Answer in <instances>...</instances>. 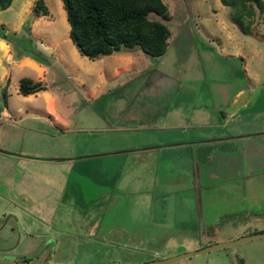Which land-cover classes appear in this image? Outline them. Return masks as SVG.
<instances>
[{
    "label": "rangeland",
    "instance_id": "rangeland-1",
    "mask_svg": "<svg viewBox=\"0 0 264 264\" xmlns=\"http://www.w3.org/2000/svg\"><path fill=\"white\" fill-rule=\"evenodd\" d=\"M162 1L170 15L165 53L153 58L135 49L132 60L125 62L129 70L117 73L112 70L125 64L116 58L122 51L95 59L76 51L61 0H44L48 15L38 18L30 11L33 0H11L0 7V40L5 43L0 46V264H140L264 231L260 209L250 212L260 218L257 222L223 212L225 204L234 201V186L241 179L214 183L201 193L195 188L198 218L188 209L179 218L196 233L182 234L147 226L145 219L155 211L148 194L141 201L143 194L115 190L112 200L85 205L76 197L72 172L62 177L46 173L53 166L68 170L70 161L39 160L53 152L76 155L142 145L153 136L176 132L156 129L152 124L158 120L183 126L193 119V108L216 105L207 94L216 85L211 79L234 71L219 54H250L239 27L230 20L232 9L219 0ZM263 17L244 18V23L264 32ZM187 27L191 38L184 42ZM42 54L50 63L39 79L44 90L20 95L18 80L35 79L36 71L17 61L27 56L46 62ZM218 65L225 69L217 71ZM46 106L52 113H44ZM195 114L200 119L198 110ZM128 160L124 164L129 165ZM79 180L90 198L101 190L108 193L92 178ZM169 198L171 203L173 196ZM174 211L170 205L171 215ZM152 231L156 241L151 238L135 250L126 242L130 236L150 237ZM168 264H264V236Z\"/></svg>",
    "mask_w": 264,
    "mask_h": 264
},
{
    "label": "crops",
    "instance_id": "crops-1",
    "mask_svg": "<svg viewBox=\"0 0 264 264\" xmlns=\"http://www.w3.org/2000/svg\"><path fill=\"white\" fill-rule=\"evenodd\" d=\"M183 32L182 40L189 41L191 38L189 27ZM240 33L243 35V44L250 46V54L248 57L241 51L219 54L224 59L223 64L227 63L230 70L234 71L226 76L221 74L211 79L216 85L207 94L211 99L217 100L216 105H212L211 109L197 108L200 119L195 118L197 110L193 108V119H190L186 125L182 126L172 121L159 124L158 120V125L152 124L156 129L176 130V132L166 137L153 136L150 140L141 143L142 145H131V147H123L124 149H119L121 147L113 150L98 149L76 155H58L53 152L49 157L39 160L43 163L68 160L72 166L70 165L71 168L68 170L53 166L46 173L62 177L72 172L76 197L85 205L110 201L115 190L127 195L133 192L143 194L145 197L139 198L141 201H145L148 194V204L155 211L145 219L147 226L164 227L182 234L196 233L183 218H179L184 209H188L193 217H197L195 188H201L199 191L201 193L214 183L220 182L225 185L224 183L230 179H241L242 182L234 186L237 191L234 201L225 204L227 206L223 212H231L234 216L238 215V218L243 214L240 218L243 217L244 222L247 218L257 222L260 218L250 216V212L257 208L264 214V56L261 54L264 32L253 30L250 34H243L241 31ZM1 45H5L2 40H0ZM186 45L188 47L192 43ZM219 48L221 50V47ZM135 49L138 48L122 49L121 53L124 54H116V58L123 63L129 62ZM172 51L176 56L177 52ZM42 56V60L46 62L34 61L22 56L16 64L24 63L32 67L36 75L35 79H30L40 81L45 67L50 64L43 54ZM216 68L217 71L221 68L225 69L220 65ZM126 70H129L128 63L115 67L112 72ZM43 111L45 114L52 113L49 106ZM2 113L7 112L3 109ZM211 114H216L218 118L213 120ZM141 128L147 126L141 125ZM129 158L132 159L130 164H124ZM79 176L94 179L100 187H107L108 193L101 190L93 198L86 196L89 191L82 185ZM183 191L186 192L184 197L179 195ZM171 195L173 200L169 203ZM244 198L248 199L249 203H245ZM250 199L258 201L252 202ZM170 205L174 210H178L172 212V215ZM167 215H171L173 220L170 221L171 218ZM154 234L156 233L152 231L147 238L128 236L126 242L135 250L138 245L145 244L151 238L156 241Z\"/></svg>",
    "mask_w": 264,
    "mask_h": 264
},
{
    "label": "trees",
    "instance_id": "trees-1",
    "mask_svg": "<svg viewBox=\"0 0 264 264\" xmlns=\"http://www.w3.org/2000/svg\"><path fill=\"white\" fill-rule=\"evenodd\" d=\"M11 0H0L6 8ZM230 7V20L243 34L251 28L244 23L253 16H264V0H219ZM68 24V37L76 51L87 59L110 55L122 49L138 48L148 57L165 53L170 36L165 24L170 15L162 0H61ZM33 18L48 14L44 0H33ZM264 24V17L262 18ZM3 26L0 25V31ZM0 37L4 34L0 32ZM44 90L41 81L22 77L17 92L22 95Z\"/></svg>",
    "mask_w": 264,
    "mask_h": 264
},
{
    "label": "water",
    "instance_id": "water-1",
    "mask_svg": "<svg viewBox=\"0 0 264 264\" xmlns=\"http://www.w3.org/2000/svg\"><path fill=\"white\" fill-rule=\"evenodd\" d=\"M262 236H264V231L263 232L254 233V234L245 235V236H241V237H239L238 239H235V240H230V241L221 242V243H214L212 245H209V246L204 247V248H200L198 250L186 251V252H182V253H179L177 255L167 257V258L151 260V261L140 263V264H168V263H172L174 261H177L179 259H182L184 257L191 256L193 254L215 250V249H218L220 247H226V246L235 245V244L241 243L243 241H246V240H249V239H253V238H257V237H262Z\"/></svg>",
    "mask_w": 264,
    "mask_h": 264
},
{
    "label": "bare ground",
    "instance_id": "bare-ground-1",
    "mask_svg": "<svg viewBox=\"0 0 264 264\" xmlns=\"http://www.w3.org/2000/svg\"><path fill=\"white\" fill-rule=\"evenodd\" d=\"M7 60H9V57L7 58Z\"/></svg>",
    "mask_w": 264,
    "mask_h": 264
},
{
    "label": "built area",
    "instance_id": "built-area-1",
    "mask_svg": "<svg viewBox=\"0 0 264 264\" xmlns=\"http://www.w3.org/2000/svg\"><path fill=\"white\" fill-rule=\"evenodd\" d=\"M7 60V59H6Z\"/></svg>",
    "mask_w": 264,
    "mask_h": 264
}]
</instances>
